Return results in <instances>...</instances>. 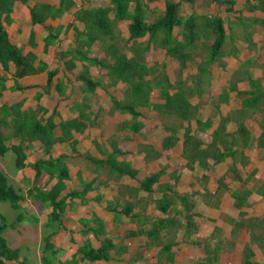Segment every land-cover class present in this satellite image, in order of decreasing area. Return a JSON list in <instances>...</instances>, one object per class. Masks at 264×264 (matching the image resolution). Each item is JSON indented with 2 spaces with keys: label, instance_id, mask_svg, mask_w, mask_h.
I'll use <instances>...</instances> for the list:
<instances>
[{
  "label": "crops",
  "instance_id": "obj_1",
  "mask_svg": "<svg viewBox=\"0 0 264 264\" xmlns=\"http://www.w3.org/2000/svg\"><path fill=\"white\" fill-rule=\"evenodd\" d=\"M68 1L73 3L69 9L58 17H48L44 24H33L31 15L32 8L37 5L59 7L62 0H28L27 3L15 1L12 13L3 16V25L7 31L11 44L17 46L21 50L23 56L30 54L35 55L36 60L33 66L36 69H41V71L26 76H22V72H20L18 77H16L17 68L13 63H9L6 69L0 63V77L6 79V89L3 91L2 97L0 98V119L4 120V113L2 114L1 112L4 106L11 108L20 103L21 108L17 110L19 113L36 110L38 111V119L42 120L44 123L49 119H53L54 123L58 126L55 130L56 137L62 136V131L59 126L62 122L78 119L82 112L84 115L88 116L90 120L87 119V121H85L81 119L82 125H86L84 131H73V137L71 139L55 143L49 154L44 152L43 145L40 141H29L25 139L24 144L27 154L26 167L22 170H16V156L13 151H9L4 156H0L2 158L0 160V171H4L8 178L14 175L16 179H19H15L16 181H22L26 175L27 178L24 180L27 182L32 180L33 182L36 179V171L32 166L37 161L42 159L46 160L50 157L58 158L60 156H66L69 178L64 181L66 190L63 192V196L74 191L80 192L83 184L92 183V189L86 194L84 200L81 198L69 197L66 200L65 210L61 214L60 221L51 225L48 224L50 222L49 218L52 213V207L50 204H45L36 197V195H38V190L35 188L32 190L37 191L35 192L36 195L32 194V191H30L31 200L26 199L20 192L24 199L20 202L19 211L21 210L23 213L18 215L11 224H9L7 220H3L8 225V229H11L8 233V237L12 241L15 240L13 241L14 244L10 245L9 242L8 244L10 248L18 250L19 258L18 260L6 261L5 263L43 264L42 247L44 246V239L50 236L54 251L56 252L52 264H70L72 260H75L76 264H160L158 261L161 249L160 246L148 248L145 235L133 234L128 236L129 232H136L141 228L137 216L140 215L141 218H147V215H149V207L147 205L150 195L145 191L138 190L140 188V181L155 172L150 170L149 167H146L147 169H142L140 160L142 158L143 162L146 161L148 165L151 166L152 163H157L152 161L159 157L157 160L160 161L159 163L163 164L162 170L164 174L160 177L159 183L156 184L157 187L156 185L154 186L155 189L158 190L160 188H158V185L161 186L165 184L176 187V185L182 182L185 172L184 170L178 171L177 169L167 168L169 165L182 163V160L185 161L186 164V160L182 157V135H179L180 141L176 143L174 147L164 149L163 140L169 136V134H167L162 138L160 143L161 149L158 151L156 148L153 149L152 142H150L148 139L149 137H147L148 135H146V130L152 129L150 124L147 123V117L144 113V111L149 110V107L138 108V111L141 113L138 122L143 126L140 132L134 134L125 129L124 124L131 122L132 116L114 111L112 102L107 100L106 96H115V94L119 92L122 97L118 95L114 100L120 102L124 101L127 85L122 82H119L115 86L111 85L107 71L100 67L91 66L89 68V77L93 81L99 83L95 92L89 93L83 90L80 77L85 72L86 63L73 58L71 55L67 56L66 54L76 47L75 30L82 32L85 28V24L82 21L78 20V22H75L76 14L79 10L97 7L98 0ZM94 1H97L96 4L90 6V3ZM140 1L142 7L146 11L148 21H154L163 14L166 9L167 0L163 2L165 8L159 6V2L161 3L163 0ZM234 1V4H228L226 0H194L193 2L196 3L197 11L195 10L196 12L191 14L187 13L186 15L182 12V10L187 7L184 3L189 4L192 2L181 1L180 5L181 17L198 14L219 16L224 20L228 38L224 49L225 57L221 61L223 65L219 64L220 66L223 67L229 63L228 57L240 61L233 69L240 70V66L244 62L248 65L243 69L241 68L242 76L240 81L231 85L230 78L228 80L226 79L229 81L228 85L222 82L220 90L216 93H212L216 98H219L224 93L228 94L226 102L219 103L217 101V104L214 105L215 111L218 112L217 115L220 116L223 114V117L230 116L229 114L234 109L240 110L242 108L243 99L239 108H232V110H230L231 112L228 111L224 114L226 106L230 104L233 94H237V90H250V85L246 87V83L248 84V78H254L253 73L263 78L262 83H264V57L260 55L252 57L251 55L253 51L256 50H258L261 55H264V49L262 45L258 46L256 42L253 41L249 32V28H253L255 24H257L254 22L255 19L264 20V13L261 11L250 13L241 11L240 9L235 10L238 3L237 0ZM177 2H179V0H177ZM209 2L214 5L217 3V5L220 6L226 4L228 5L226 12L237 13L238 16L231 17L227 14L228 12L214 14L212 12H201L198 10H203L205 3L208 4ZM153 3H155L154 6H152V8L150 6L149 8V5ZM103 5L104 4L101 3V5L98 6ZM132 5H134V2L131 3V8L134 9L135 6L133 7ZM230 7L231 10H229ZM245 14H248V16ZM242 17L244 19H242ZM118 24H120V26H118L119 28L125 26L126 30L124 32L120 31L124 38H128V22L120 21ZM48 29H52L53 31L50 33L51 36H56V31L59 32V35L57 39L53 40L52 44L46 46V38H48L49 35ZM256 29L263 30L261 25H257ZM176 30L181 31L180 28H176L175 31ZM237 30L239 33L236 32ZM236 38L247 41L246 46L241 45L243 53H239V49L235 45L233 46V42L236 44ZM148 40L149 36L147 35L143 39H139L138 42L147 44ZM94 46L97 53H90L89 56L98 57L99 59L103 58L104 54L101 52V46L96 44ZM97 46L100 47V49L97 48ZM151 48L153 49V46H151ZM154 50L158 52V49L154 48L152 51L149 49L146 54L152 55L151 53L155 52ZM231 50H233V52H231ZM58 52L59 54L56 55ZM239 54H241V57L247 55V58L243 61L240 59L241 57ZM50 71L56 72V75L53 78L52 84L48 86V73ZM217 76L219 75L216 73L211 74V84L213 78H218ZM222 77H225V75H222ZM181 80L186 83L185 78ZM205 81H210V72L209 79H205ZM257 81L260 82V80ZM218 82L219 80L216 82L217 85ZM56 85H61V90L56 88ZM18 86L22 87V89H18ZM226 86L229 88H226ZM233 86L236 88V91L232 90ZM199 87L196 89L191 88L193 92L192 96L196 92H200L201 95L195 94L196 102H193L191 99L190 102L192 105L198 107V117L203 124L198 126L197 123H195L192 129L197 136L200 135L202 137L205 146H207L210 145L212 141H210V138H212L213 131L219 127L221 122L219 121L217 124L214 123L213 117L210 116V93L206 94L207 102L204 103V99H200L202 92L199 90ZM261 88L264 90V86H261ZM85 99L87 102L84 103L83 101H85ZM151 101L152 99L150 97V102ZM39 108H43L45 111H39ZM262 109L264 110V106H261L259 110L262 112ZM15 118L16 114L12 112L9 117L5 118L6 122L2 123L0 126V130L7 138L8 146L18 145L22 141L20 138L14 136L13 129L8 127ZM232 122L230 121L231 124ZM157 124L158 125L153 126L154 129L156 127L160 128L162 125L161 122ZM162 126L165 129L167 125L164 126L163 124ZM137 134L142 136L146 135L147 140H143L142 143H137L136 147H139V150L134 151L128 147V144L136 141ZM202 135L208 136L207 139ZM116 149L124 152L123 155L117 157V161L127 162L137 170L138 174L135 179L128 176L116 177L113 179L106 169H98L96 167L93 160L106 161ZM139 151H145V153H140ZM154 153L155 155L152 156ZM228 159L230 158L226 160ZM182 172L184 174H181ZM208 173L209 172H206V174ZM45 176H47V179L43 184V190H41L48 192L57 183L58 179L57 177L51 179L50 174L44 172L39 180ZM165 177H168V179L163 180ZM170 178H173L174 182ZM131 189L136 190V192H129ZM129 203L134 206V211L131 215L124 213V208H126ZM115 208L117 211H113ZM251 219L257 220L249 218V220ZM96 221L104 224V232L98 230L99 224L96 223ZM194 224L197 229L199 224L198 220H194ZM149 228V226H146V229ZM91 229H95L97 232ZM187 236L193 237V233ZM107 238L111 239L118 248L110 252V260L91 262L81 259L79 250L84 242L90 241L94 248H99L101 243ZM175 244L178 245L177 240ZM172 251L175 254L176 261V251Z\"/></svg>",
  "mask_w": 264,
  "mask_h": 264
},
{
  "label": "trees",
  "instance_id": "obj_2",
  "mask_svg": "<svg viewBox=\"0 0 264 264\" xmlns=\"http://www.w3.org/2000/svg\"><path fill=\"white\" fill-rule=\"evenodd\" d=\"M15 1L28 2V0H0V63L5 69L9 63H13L17 68L16 77H18L20 72H22V76H26L39 72L41 69H36L33 66L36 60L35 55L23 56L21 50L11 44L7 31L4 28L3 16L12 13ZM181 1L193 2L194 0H179V2L167 1L164 13L154 21L147 20L146 11L142 7L140 0H110L111 6L108 7L99 6L79 10L76 14V19L82 21L85 24V28L82 32L75 30L76 47L66 55H71L73 58L86 63L85 72L80 77L84 91L94 93L99 85V83L89 77V68L91 66H97L106 70L107 75L110 77L111 85L115 86L119 82L127 85L124 101L113 100L112 102L114 111L132 116V121L124 124L125 129L136 134L143 128L138 122L141 117V113L138 111L139 107H153L162 116L169 115L177 117L182 122L187 121L188 126L186 127H177L175 125L166 126V130L170 134L163 140V148L174 147L180 141L179 134L183 130L182 156L186 160L187 168L193 170L199 167V169L207 170L209 169V165L211 168L213 165L223 163L227 158H230L233 163L229 169L234 173L237 180L247 184L254 179L257 171L254 170L246 179H242L237 170L236 163L239 162L243 166L246 165L248 159L244 151L247 148L254 147L255 144L260 148H264V130L259 138H254L242 121L248 112L252 114L254 112L256 113L264 105V90L259 85V82L249 79L250 90L247 92H238V94L246 95L247 97L243 98L242 108L235 112V120L238 125L236 132L231 134L226 133V123L231 120V116L227 117L224 120V124L219 125L213 131L210 145L205 146L204 141L191 128L192 121H195L198 126L203 123L198 117V107L192 105L190 102V96L193 92L191 89L185 87L186 83L182 80L172 83L170 77L164 71L160 75H153L151 79H147V76L154 74L159 67L160 69L163 68L159 64H155L153 68H149L146 64L145 56L150 46L165 50L168 56L179 63L181 69L187 68L188 62L194 55L195 50L201 47L204 58L198 67L199 74L208 75L207 80L209 79V69L214 64L218 63L223 65L221 61L225 57L224 48L228 38L224 20L219 16L198 14L181 17ZM247 1V7L250 11L257 10L264 13V0H255V4L251 2L252 0ZM132 2H135L134 9H131ZM234 2V0H226L228 4H234ZM72 5L73 3L68 0H62L59 7L37 5L31 10L33 24H44L48 17H58ZM229 10H231V7ZM110 15H113V17ZM120 21L128 22V38L122 37L121 32L117 30L118 22ZM254 22L264 27V20L255 19ZM176 28H180L181 30L179 33L182 37L181 40L174 36ZM48 32L46 46L52 44L53 40L57 39L59 35V32L56 31V36H51L52 29H48ZM147 35L149 36L147 44L138 42L139 39ZM97 43H100L101 51L104 54V57L101 59L89 56L93 46ZM262 48L264 49V43ZM126 51L130 52L129 55ZM245 67L244 62L241 64L240 69ZM239 73H241V70ZM55 75L56 72L54 71L48 73V86L52 84ZM240 80L241 77H238L237 81ZM201 83L202 80L200 79L197 84ZM56 88L61 90V85H56ZM5 89L6 79L0 77V98ZM18 89H22V87L18 86ZM155 89L160 90V97L163 100L162 104H152L150 102L151 93ZM232 90H236V88L233 86ZM227 99L228 94L224 93L218 98V102L223 103ZM20 108V103L11 108L4 106L1 109L2 114L4 113V120L0 119L1 126L2 123L6 122L5 118L9 117L12 112L16 114V118L8 127L13 129L14 136L22 140L21 143L8 146L7 138L0 130V156H4L7 152L13 151L16 156V170H22L26 167L27 154L24 144L25 139L29 141H40L43 145L44 152L49 154L55 143L71 139L73 137V131H84L86 125H82L81 119L85 121L87 119L90 120L82 112L78 119L62 122L59 125L62 136L56 137L55 130L58 126L54 123L53 119H49L44 123L38 119V111L32 110L26 113H19L17 110ZM39 111L45 110L39 108ZM123 154L124 152L116 149L108 160H93V162L98 169H106L113 179L124 176L135 179L138 174L137 170L127 162L117 161V157ZM32 167L36 171V179H39L44 172L49 173L51 179L55 177L58 179L50 191L44 192L38 190V195H36L40 201L45 204L48 203L52 207L48 225L60 221L61 214L65 210L66 200L69 197L84 200L86 194L92 189V183L83 184L80 192L74 191L63 196V192L66 190L64 181L69 178L66 156H60L58 158L50 157L46 160L42 159L37 161ZM163 174L164 171L160 170L159 172L146 176L144 180L140 181L138 191H145L149 195L156 193L158 190L154 186L159 183V179ZM158 187H160L161 194L159 198L155 199V204L157 210L165 214L166 217L157 218L150 222L147 218H141L138 215L137 217L140 221L141 228L136 232H129L128 236L133 234L145 235L148 248L155 246L161 247L158 256L160 264L164 262L175 263V254L172 251L175 242L172 238H168V236L176 234L179 227L183 224L186 235L193 233L192 229L195 227L194 218L200 215L195 212L196 203L192 198L197 196L198 192L182 194L177 192L175 187L170 184L158 185ZM130 191L136 192V190L132 189ZM224 191L229 192L235 201V207L242 211L253 193L264 196V181L258 184L255 190L245 187L240 191H234L224 183L223 178H220L213 194L221 196ZM207 194L212 195L209 192ZM23 199L24 197L20 192L10 184L9 178L5 174L0 173V202H8L14 209L19 210L20 202ZM179 205H181V209ZM113 211H117L116 208ZM133 211L134 206L130 203L124 208V213L127 215H131ZM241 213L244 214V212ZM178 215H181L185 219L184 223L179 222L177 219ZM3 220L5 221L6 219L4 218ZM4 221L0 223V264H6V261L18 260L19 258L18 250L10 248L7 239L4 237V232L8 228V225ZM263 221L251 219L246 224L245 220L230 219V222L237 227H248L249 233L254 240L256 236L252 229L256 226H263ZM96 223L99 224L98 230L104 232V224L99 221H96ZM148 225L150 228L146 229ZM91 230L97 232L95 229ZM219 230V228H216L214 232H218ZM166 239L167 241H165ZM117 249L113 241L107 238L101 243L99 248H94L90 241L84 242L80 247L79 254L82 260L98 262L101 260H110V252ZM42 251L43 264H52L56 252L54 251L50 236L44 239ZM206 252L208 255L206 258L207 262L202 264H210V261L217 259V256L211 254L209 249ZM244 256V264H253L252 257L254 256V251L251 246L246 247ZM70 264H76L75 260H72Z\"/></svg>",
  "mask_w": 264,
  "mask_h": 264
},
{
  "label": "rangeland",
  "instance_id": "obj_3",
  "mask_svg": "<svg viewBox=\"0 0 264 264\" xmlns=\"http://www.w3.org/2000/svg\"><path fill=\"white\" fill-rule=\"evenodd\" d=\"M164 1L166 0H163L161 3L159 2V6L161 8H165V5L163 4ZM167 1L177 2V0H167ZM96 2L97 1L91 2L90 6L96 4ZM251 2L255 4V0H252ZM101 3L104 4L103 6L105 7L111 6L110 0H98L97 7H99L98 5H101ZM155 3L149 5V8L150 6L152 8V6H154ZM237 3L238 5H236V7L234 6L235 10L240 9L241 11H247L250 13L257 11V10L250 11L248 9L247 0H237ZM195 4H196L195 2H192L189 4L184 3V5L187 6L182 10L184 15H186L187 13L191 14V13L196 12L197 6ZM132 6L133 7L135 6V2H134V5ZM227 6L228 5L226 4L220 6V5H217V3L214 5V4H210L209 2L208 4L205 3V7L203 10H200V9L198 10L201 12H212L214 14L215 13L223 14L226 12L228 8ZM227 12L226 13L231 17L238 16L237 13L235 14L229 11ZM245 15L248 16V14H245ZM110 16L113 17V15H110ZM242 19L244 18L242 17ZM75 20H74L75 22H78L77 19ZM257 25H260V24H255L253 28H249V32L251 34L253 41L256 42L258 46H261L264 43V27L261 26L263 30L256 29ZM118 26H120V24H118ZM117 30L118 31L121 30L124 32L126 29H125V26H122L120 28L118 27ZM236 32L239 33L238 30ZM179 33L180 31L176 30L174 33V36L177 37L179 40H181L182 37ZM121 36H122V33H121ZM235 43L236 44H234L233 42V46L235 45L239 49L240 51L239 53H243L241 45L246 46L247 41L236 38ZM96 45L100 46V43H97ZM98 46L97 48L100 49V47ZM94 47L90 53H97ZM128 47H129V44H128ZM153 49L150 46V51H152ZM156 49H158V52L154 50L155 52H152L151 53L152 55L146 54L145 62L149 66V68H153L155 64H159L160 66H163V68L160 69L159 67L154 74L147 76V78L151 79L153 75L155 76L160 75V73L164 71L170 77L173 83L178 82L182 78L183 79L185 78L186 88L196 89L200 86L199 90L202 92V96L200 99L201 100L204 99V103L207 102L206 94L210 93V100H209L210 105H211L210 116L213 117L214 123L217 124L220 121L221 123L219 125L224 124L225 118L231 116L230 121L231 122L233 121V122L232 124L230 123V121L226 123V126H227L226 133H230V134L235 133L238 127L237 122L235 120L236 118L235 112L238 110L237 109L232 110V108L240 107L242 99L247 96L240 95L238 94V92H245V91L237 90V94L235 95L233 94V96L231 97L230 104L226 106V109L224 110V114L232 110V112L230 111L231 112L229 114L230 116H227V117H223V114L220 116L217 115L218 112L215 111L214 105L217 104L218 97L216 98V96L212 95V93L213 92L216 93L220 90V88L222 87V82H225L228 85L229 81L227 80L229 78H230L231 85L233 83L238 82L237 78L242 76V73H239L240 70L242 72V69L236 70L233 68L235 65L239 64L240 61L235 60L234 58L228 57L229 63L228 62H227L228 64L225 63L226 65H224L223 67L220 66L218 63L214 64L209 69V72H211V74L216 73L219 76H217L218 78H213V81L211 84V80L209 82L205 81V79L208 78V75L199 74L198 67L202 63V60L204 58L203 50L201 49V47L195 50L194 55L189 60L188 66L185 69H181L179 63L175 61L174 59H172L170 56H168L165 50L161 48H156ZM126 52L129 55L130 52L129 51H126ZM231 52H233V50H231ZM57 54H59V52L56 53V55ZM239 55L241 57V54ZM251 55L252 57L258 56V55L264 57V55H261L258 52V50L253 51ZM246 58H247V55H244L240 59L244 61ZM245 66L246 67L248 66L247 63L245 64ZM222 75H225V77H222ZM253 75H254V78L250 77L247 79L248 84L246 83V87L249 86V79L260 80V82L258 81L259 85L264 86V83H262L263 78L257 76L255 73H253ZM200 79L202 80V83L197 84L198 81H200ZM217 80H219L218 85L216 83ZM103 83L107 84L106 82H103ZM226 88H229V87L226 86ZM195 94L201 95L200 92H196ZM195 94L193 96L192 95L190 96V99L193 102H196ZM118 95L122 97V95L119 92L116 93L115 96H106V95L105 96L107 100H109L110 102H113L114 98H116ZM151 99H152L151 101L152 104H156L159 102L163 103V100L160 97V90L158 89L153 90V94L151 93ZM83 102L85 103L87 102V100L85 99V101ZM263 106L264 105H262V107ZM263 111H264L263 109H262V112L261 110H259V112H256V113L254 112L255 114L248 112L247 115L242 119L243 123L249 129L250 133L252 134L254 138H259L258 136H260L264 130ZM144 113H145V116L147 117L146 118L147 123L150 124V126L152 127V129L150 128L146 130V135H148L147 136L149 137L148 139L150 140V142H152V148L153 149L156 148L157 151L161 149L160 143L162 141V138L165 135L170 134L166 130V127L164 129V127L162 126L163 124L164 126L166 125H175L177 127L188 126L187 121L182 122L177 117H174V116H169V115L162 116L155 109H153V107H149V110L144 111ZM158 122H161L162 124L161 127L160 128L156 127L154 129L153 126L158 125L157 124ZM195 123H196L195 121H192L191 128L193 127ZM146 135L142 136L140 134H137L136 141L129 143L128 147H130V149L134 151L139 150V147H136V144L139 142L142 143L143 140L146 141L147 140ZM179 135L183 136V130H181V133ZM198 136L202 139L200 135ZM202 136L205 139H207L208 137L204 135ZM210 137H211V133H210ZM211 140L212 138H210V141ZM139 152L145 153V151L144 152L139 151ZM244 152L248 159L246 165L243 166L239 162L236 163L237 170L239 174L241 175L242 179H246L247 176L250 175L254 170L257 171L254 179H252L251 182L247 184H244L241 181L237 180L234 173H232L231 170L229 169L230 165L233 163L232 159H228L218 165H213L211 168L209 167V169H207L208 171L205 169H199V167L191 170L186 167L185 161L183 160H182V163H176L174 165H169L167 169H177L178 171L184 170L185 172L182 182L179 183V185H176V187L174 186L177 192L180 191V193L182 192V194H191L193 192H198L197 193L198 195L192 198V200L196 203L195 212L199 213L200 216L194 218V220H198L199 224H198L197 229H196V225L192 229L193 237H188L186 235L184 224L179 227L176 234L168 236V238H172L174 242H176L177 240V243L179 245L178 246L174 244V247L172 249L176 251L177 259L175 263L164 262L163 264H202V263H206L207 262L206 258L208 256L206 252L207 249L210 250L211 254L217 256V259L216 260L213 259L212 261H210V264H244V259H245L244 252L247 246H251L254 251V256L252 257L253 264H264V221H263L264 220V196L253 193L249 197L247 205L243 207L242 211H240L239 209L235 207V201L230 196L229 192L224 191L221 194V196H217L213 194L217 188L218 181L220 178H223L224 183L227 184L230 187V189L234 191L235 190L240 191L244 189L245 187L255 190L256 186H258V184L264 181V148H260L259 146H256L255 144L254 147L247 148ZM154 155L155 153L152 156ZM1 159L2 158L0 157V160ZM157 159L155 160L153 159L154 161H152V162H157V163L155 164L152 163V165L149 166L148 162L146 161L143 162L141 158L140 166L142 169L143 168L147 169L146 167H149L150 170L154 172H159L160 170H162L163 164L159 163L160 161H158ZM206 172H209V173L206 174ZM0 173L5 174L4 171L2 170L0 171ZM181 174H184V173L182 172ZM25 178H27L26 175L24 176V179ZM15 179L16 178L14 177V175L9 177L10 184H12L19 192H21L25 196L26 199L31 200L32 197H31L30 191H32L33 188L37 190H41V189L43 190V184L45 183L47 176L43 177L40 180L35 179L33 182L32 180L27 182L24 179L22 181H16L19 179H16V180ZM164 179H168V177L163 178V180ZM170 179L174 182L173 178H170ZM203 186H206V187H203ZM159 189L156 193L151 194L149 196V200H148L149 203L147 205L149 207L148 209L149 215H147V219L150 222L157 218L166 217L165 214L157 210V207L155 204V199L159 198L161 194ZM35 192L37 191L35 190L32 191V194L36 195ZM207 192L211 193L212 195H208ZM179 208L181 209V205H179ZM241 212H244V214H242ZM22 213L23 211L14 209L10 203L0 202V223H2L3 219L5 218L9 222V224H11L15 220V218ZM231 218H234L236 220H246V224L249 223L248 222L249 218L258 219V220L263 221V226H256L252 229L254 235L256 236L254 240L252 238V235L249 233L248 227L240 228V227L232 225V223L230 222ZM177 219L181 223L185 222V219L181 215H178ZM216 228H219L220 230L218 232H214ZM10 230L11 229L7 228L4 232V236L6 239H8L9 244L12 245L14 244L13 241L15 240L12 241L8 237V233L10 232ZM167 239L165 241H167Z\"/></svg>",
  "mask_w": 264,
  "mask_h": 264
}]
</instances>
